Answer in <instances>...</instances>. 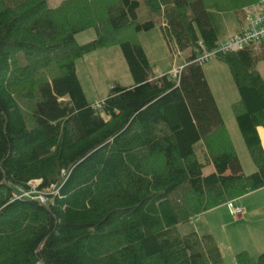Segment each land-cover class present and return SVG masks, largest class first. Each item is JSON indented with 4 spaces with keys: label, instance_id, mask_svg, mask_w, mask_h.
Wrapping results in <instances>:
<instances>
[{
    "label": "trees",
    "instance_id": "1",
    "mask_svg": "<svg viewBox=\"0 0 264 264\" xmlns=\"http://www.w3.org/2000/svg\"><path fill=\"white\" fill-rule=\"evenodd\" d=\"M257 1L0 0V264H225L213 234L178 225L264 187V55L252 45L216 57L238 88L232 108L250 174L233 150L221 153L225 121L192 61L201 41L211 50L242 33ZM156 17L170 48L189 53L179 79L156 76L143 46L122 39L154 29ZM88 28L97 36L78 43ZM114 44L134 84L112 85L96 106L76 61ZM34 180L59 192L47 203L14 198ZM236 260L264 264V252Z\"/></svg>",
    "mask_w": 264,
    "mask_h": 264
},
{
    "label": "rangeland",
    "instance_id": "2",
    "mask_svg": "<svg viewBox=\"0 0 264 264\" xmlns=\"http://www.w3.org/2000/svg\"><path fill=\"white\" fill-rule=\"evenodd\" d=\"M47 1L49 6L56 7L60 5L63 0ZM252 5L246 8V12ZM143 12H141L140 15L141 19L148 17L144 15ZM155 19L157 20V25L154 29L137 32L133 28H130V30L123 33L122 39L131 40L143 46L156 76H161L163 74H170L173 76L174 69L179 68L185 63L189 53L173 51L161 34V19L159 17ZM228 35H233L232 30ZM228 35L224 38L228 37ZM96 36V30L94 28H88L78 33L76 39L78 43L83 44L93 40ZM259 44L260 41L255 43L258 51ZM259 52L264 55V47H262V50L260 49ZM76 64L77 74L84 93L88 101L93 105L98 106L108 96L112 85L121 84L123 86H131L134 84V78L130 72L120 44L98 48L82 58H79ZM202 66L226 121V137L228 138L227 142L230 143V146L227 147L226 145V148H224L221 153L232 152L233 150L240 159L244 174H250L256 170V165L251 158L233 112L232 106L233 103L238 101L239 92L230 67L226 62L217 58L205 62ZM257 68L264 78V57H261L257 64ZM214 161L215 158L212 159L210 165L204 168V174L207 175L216 171ZM243 197L245 198L248 196L244 195ZM249 197L251 198V196ZM237 203H239L238 199L231 203V205L224 204L218 207L220 210H215L217 211L215 213H218L220 215L219 217L212 213V211L199 214L191 221L179 224L178 229L182 234H187L192 231L204 234L212 230V233H215L221 244L225 256V264H237L236 254L242 251H248L252 257L257 258L264 251L254 249L252 243L246 240L244 241L241 233H237V230L241 232V228L238 227L239 223H235L233 221L235 217H230L229 214H227L229 212L231 213L230 209L232 210Z\"/></svg>",
    "mask_w": 264,
    "mask_h": 264
},
{
    "label": "built area",
    "instance_id": "3",
    "mask_svg": "<svg viewBox=\"0 0 264 264\" xmlns=\"http://www.w3.org/2000/svg\"><path fill=\"white\" fill-rule=\"evenodd\" d=\"M247 13L248 25L242 33L236 34L224 41H221L215 48L211 50L206 49L204 43L201 41L200 46L202 50L192 62L204 64L205 62L216 58L219 54L234 53L254 45L257 41L263 40L264 0H258L255 2L249 9H247ZM186 65H188V63H184L179 68L174 69L173 76L179 79ZM40 183L41 180L31 181V187L28 190L20 189V191L15 192L14 198L23 199L25 197H35L42 203H47L50 195L59 192V188H57L54 184L44 189H38L37 185ZM233 202H229L228 204L231 205ZM231 211L236 215H241L243 213L242 207L237 204Z\"/></svg>",
    "mask_w": 264,
    "mask_h": 264
},
{
    "label": "crops",
    "instance_id": "4",
    "mask_svg": "<svg viewBox=\"0 0 264 264\" xmlns=\"http://www.w3.org/2000/svg\"><path fill=\"white\" fill-rule=\"evenodd\" d=\"M233 35H234V33H233ZM232 36L228 35L227 39L232 37ZM263 42H264V39L261 40L260 44L258 45L259 50L260 49L262 50V47H264ZM76 69H77V64H76ZM217 104H218V102H217ZM218 106H219V104H218ZM219 109H220L221 114L223 116V113H222L220 106H219ZM223 118H224V116H223ZM224 121H225V118H224ZM225 124H226V121H225ZM259 132H260V135L262 138V144L264 146V129L260 128ZM253 192L246 194L248 197L238 198L239 203H237V205H239L243 209V213L241 215L234 214L231 211V209H230L231 213L229 212L227 214H229L230 217H232V216L235 217V220H233V221L235 223H239L238 227L241 228V232H240V230H237V233H241L243 240L244 241L246 240V241L252 243L254 246V249L264 251V187L260 188L256 191H253ZM250 194H252V195H250ZM249 196H251V198ZM247 198H249V199H247ZM220 206H222V205H220ZM220 206H218V207H220ZM218 207L213 208V209H211L205 213L212 211V213L216 214V216L219 217L220 215L218 213H215V212H217L215 210H217V209L220 210V208H218ZM205 233H208V232H205ZM209 233L213 234V236L216 238L218 245L220 247V250L222 252V255L224 257V260H225V256H224V253L222 251L221 244L218 240V237L215 235V233H212V230H209Z\"/></svg>",
    "mask_w": 264,
    "mask_h": 264
}]
</instances>
